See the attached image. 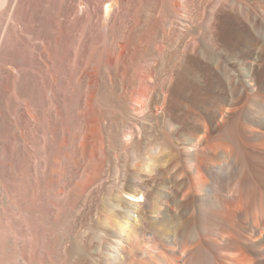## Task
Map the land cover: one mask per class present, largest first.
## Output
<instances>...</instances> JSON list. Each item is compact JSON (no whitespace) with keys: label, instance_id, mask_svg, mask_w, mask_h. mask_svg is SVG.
I'll return each mask as SVG.
<instances>
[{"label":"bare ground","instance_id":"1","mask_svg":"<svg viewBox=\"0 0 264 264\" xmlns=\"http://www.w3.org/2000/svg\"><path fill=\"white\" fill-rule=\"evenodd\" d=\"M110 1L43 0L40 10L39 0H0L14 22L12 119L0 113L12 129V147L1 146L12 159H0L12 251L0 264H184L207 223L231 237L243 224L212 210L225 201L226 179L211 187L205 175L218 180L216 159L233 137L220 117L242 109L249 129L264 127V68L255 74L252 62L264 16L250 0H119L105 22ZM5 63L1 74L10 73ZM212 124L210 137L203 131ZM88 144L90 156L97 148L102 157L97 164L79 159ZM155 174L164 188L150 193ZM167 183L183 188L177 206L193 194L195 216L152 213L169 199ZM26 220L32 228L24 232Z\"/></svg>","mask_w":264,"mask_h":264},{"label":"rangeland","instance_id":"2","mask_svg":"<svg viewBox=\"0 0 264 264\" xmlns=\"http://www.w3.org/2000/svg\"><path fill=\"white\" fill-rule=\"evenodd\" d=\"M250 3L255 7V12L257 11V13H260V15L264 16V0H250ZM38 4H39V9L43 10L44 9L43 0H39ZM85 5H86L85 1L80 2V8H85L86 7ZM118 5H119V0H112L107 3V9L104 11V17L107 19L105 20V22H108L109 18L113 14L114 9ZM2 11L3 9L0 10V38L2 37V41L3 40L4 41L3 42L1 41L2 43L0 44V55L3 56V58L0 56V62L4 61L5 59L6 67H8L7 70L10 73L9 74L0 73V113H2L1 115L3 116L5 115L7 117L10 116L12 119V88H11L12 87V76H11L12 75V35L11 34H12V25L14 24V22L12 19V14H10L9 16L7 12L4 11L2 12ZM40 13L42 12L40 11ZM28 25L32 27L33 23L30 24L27 23L26 26ZM24 29L27 30V28L25 27ZM254 39H255V44H253L252 48H254V50L256 49L258 53L255 54L256 60L254 58L252 59V62H255L253 65L254 68L253 72L256 74L257 72H260L264 68V41H262L258 45L259 39L258 41L256 37ZM241 62L242 63L245 62L249 64V61L246 60L245 58H241ZM13 70L15 69L13 68ZM256 89H255V93L258 92ZM261 91L262 88L259 90V92ZM235 106L245 107L246 105L242 103V101H240L237 102ZM242 113L243 110L238 109L237 111L226 113L218 120V127H221L223 130L225 129L232 130L233 137L231 138V141H229V146L227 147L228 150L226 148L223 152H221L220 158L216 159L217 162L220 163L221 165L219 166V168H217V170H220L221 173L216 169L214 170L215 173H217L216 176L218 180H215V178L212 179V176L209 174L205 175L206 178H208V182H209L208 184L211 187H214V184L217 181L219 182L220 178L224 180L226 179L225 181L227 186H225L226 192L224 193L226 196L224 194L222 195V199H224L225 201L223 203L222 201L219 202L221 203L220 206L219 203L217 206L213 205L212 210H215L217 208H219L217 210L223 209V212L225 211V215L227 217L229 216L230 219L232 217H235V218H240V220H243L242 221L243 224L241 222L242 225H240L242 226L241 227L242 232L239 230L240 226H238V224L240 223H238L237 228H235L237 234L235 232H232L231 235L233 237H231L230 234H228V232L225 231L226 229L222 227L221 228L215 227L210 225V223H207L205 225L206 226L205 230H207L206 234L202 233L205 239L200 240V238L198 239L196 235V237H194V239L190 241L191 243L188 245L189 251L186 253V255L183 258L184 260L181 263L195 264L198 258V256L197 257L195 256L196 252L200 248L205 247L204 250L199 254V258L201 259L203 264H264V127L258 126L259 127L258 128L257 126L255 127L253 126L255 131L261 129L263 132V133L261 132V134H256L245 125L246 121ZM253 118L256 119V117ZM5 122L4 125H0V142H1L0 159H12V153L10 150L9 151L6 150L5 146L4 149H1V146H3L4 143L5 144L10 143L9 145L10 146L12 145V129H7ZM4 128L6 129L4 130ZM213 128L214 127L212 124L210 130H208L207 132L203 131L204 134L206 133L207 136L211 134L210 135L211 137L212 134L214 133ZM84 149H86L84 150L83 153L84 155L81 153V151L80 153H78V155L80 154L81 157L79 159H87L90 163L94 162V164H97V162L100 159H102L97 148L93 149L94 150L93 155L91 156L89 155L90 154L89 144ZM229 149L231 153H229L230 152ZM180 160L182 159H175V160L172 159L171 164H174L176 161H180ZM167 162L168 161L163 163L165 166L164 168L162 167V170L164 171L168 170ZM119 163L120 161L117 162V164ZM105 168L108 169L109 172L110 168H107V166ZM158 176H159L158 174H155V176L151 178V180H149L150 184H153L150 193L151 192L153 193L154 191H156V189L162 190L164 188V185L160 183L162 182V179H159ZM218 182L216 185H218L220 188V184ZM218 186H216V190H218L217 189ZM184 188H186V186ZM166 189L167 192L170 191L169 199L167 200L166 198L160 199V202L156 204L157 206L155 205L152 208L153 214L158 215V211L160 212L162 210L164 211L166 210L165 212L168 213L170 217H172L171 219H175L177 221L178 220L183 221L185 220V218L190 216H195L197 214V211L199 210V203L195 201L194 199L195 197L193 196V194L192 195L190 194V196L186 200L180 201L177 206L176 204L177 201L175 200L176 198H178L179 194L182 193L181 190H183V188H180L177 184L171 185L167 183ZM205 192L208 193L207 190H205ZM124 196L126 198H130L135 201L138 200L137 198H132L129 194H124ZM9 198L11 199L12 196ZM9 198L7 199L6 197H4L1 199L2 202L0 201V205H1L0 206V257H1L0 261L3 260L4 257L7 256V254L12 251V227H13L12 210H11L12 199L9 200ZM139 198L141 199L140 201L143 200L142 197ZM222 204H223V208H222ZM176 212H178V214ZM152 213L149 212L146 213L145 215L146 218L148 219L147 224L149 227H153L157 223V221H155V219H153V217L150 216L152 215ZM24 222L26 224L23 223L22 225L23 231L24 232H27L28 230L31 231L32 223L29 220L28 221L26 220ZM170 222H171L170 220H166L165 225L166 227L168 226L167 228H170L169 227ZM255 222L256 223L259 222V223L256 224ZM176 230L177 229H174L173 233L174 235L177 236ZM146 233H148V231L145 232V235ZM222 233L223 234L225 233V235H223ZM147 241L148 240L145 239L144 241H142L141 245L147 244ZM153 243L154 244L157 243L156 240ZM163 247H164L163 245L158 246L159 250H165V248ZM6 251L9 252L7 253ZM4 253H6V255ZM176 255L177 256L181 255V252L177 251ZM250 259L253 260L250 261Z\"/></svg>","mask_w":264,"mask_h":264}]
</instances>
